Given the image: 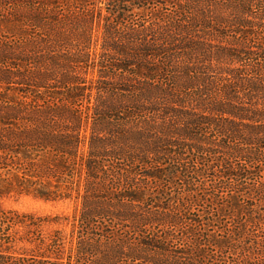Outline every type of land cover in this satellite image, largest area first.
I'll return each mask as SVG.
<instances>
[{"label": "trees", "instance_id": "trees-1", "mask_svg": "<svg viewBox=\"0 0 264 264\" xmlns=\"http://www.w3.org/2000/svg\"><path fill=\"white\" fill-rule=\"evenodd\" d=\"M155 1L147 16L152 0H0V198L74 202L48 234L0 206V264H213L194 216V249L172 250L186 218L172 195L191 189L192 152L230 160L220 193L249 190L232 158L264 164V38L247 42L264 36V0ZM220 196L237 218L235 195ZM236 228L264 257V235Z\"/></svg>", "mask_w": 264, "mask_h": 264}, {"label": "rangeland", "instance_id": "rangeland-1", "mask_svg": "<svg viewBox=\"0 0 264 264\" xmlns=\"http://www.w3.org/2000/svg\"><path fill=\"white\" fill-rule=\"evenodd\" d=\"M158 4V1L152 0V2H149L147 4V8L144 10L143 14L150 16L151 11L156 10V5ZM91 6L98 7L102 5L98 1H91ZM108 6L111 8L110 4L103 5ZM254 6H251L250 8H253ZM141 12L136 11L134 13L135 17L142 16ZM6 15L5 12L2 11L0 8V19L3 18ZM108 21L113 20L114 16L109 15L107 16ZM234 28H237L236 26L232 27L231 30L225 32L223 39H226L230 41V44H233L237 39L240 38V36L233 31ZM263 29L257 28L254 29V31H250L249 36H247V42L251 46H256L260 44L261 41H263ZM5 34L1 32L0 30V45L3 43V40L5 39ZM229 44V45H230ZM234 47V44L231 45ZM254 49V48H252ZM246 60L243 59V63H247ZM10 63H15L13 60H8ZM5 65V63H4ZM2 66V64L0 65ZM90 73H87V76H90ZM93 76V75H92ZM15 79V78H12ZM3 82L0 81V87L4 86ZM53 85H59L58 83H54ZM0 88V92H1ZM217 140V137H215ZM191 157L193 158L191 161L192 163L188 166L190 173H187V176H190V183L189 185H186L188 188H191L188 191H181V199H177L179 196L176 193H173V199L174 202H172V205H176V202H180L182 211L186 212V218L182 220V222L173 228L172 232V238H171V248L172 250H182L187 251L189 248L194 249L193 242H190V239H187L186 236L187 231L186 228L190 226V221L187 220L190 217H195L196 219L200 220L199 224L196 228L201 229V234H203L204 242L210 243L209 246H204L203 248L206 249L208 253L210 252V262L213 264H254V262L261 261L264 262L263 255H259L254 253V245L249 243L247 240L245 243L242 241L241 243H238V238L236 236L235 230L236 227L241 224V226H246V229L249 230L247 233L252 234H260L261 236L264 235V191L261 192L260 189L253 190V185L258 186L260 188V182L264 180V164H252L249 162H242L240 160H236L235 158H232V164L234 166L240 164L246 171H252V175H247L246 177H241V182L249 184V190L239 192H233L232 190L223 191L220 193V189L216 191V188H214V184L218 183V181L221 179L218 177L219 171H221L222 167L220 165L225 164L229 162L230 160H224L223 155L221 153H218L216 155V158H213L211 155H208L206 153L201 152H192ZM198 157L199 160H195L194 158ZM201 157V158H200ZM203 157V158H202ZM227 158V156H226ZM224 160V161H223ZM221 162V163H220ZM256 168H259V172L256 171ZM194 170V171H192ZM205 170H207L209 173H205ZM203 173V174H199ZM212 172V173H210ZM257 172V174H256ZM225 179V178H223ZM169 180V179H168ZM182 180L175 179V182H180ZM112 182L109 181V184ZM186 182H184L185 185ZM112 185H114L112 183ZM155 191V190H154ZM227 196L234 194L236 197V201L239 205V211L237 218L233 214H227L229 210L225 208V211L220 212L219 211V204L221 203V196ZM190 198L195 200V202L191 201ZM184 207H183V205ZM0 206L11 211H16L21 214H27L31 215L34 218H43V220L40 221V225L38 227V233L41 234H48L51 230H53L56 227H61L64 229H68V224H57L55 221H52L49 219L50 217L54 216H70L71 211L74 206V202L72 200H63V201H43L40 199H36L31 197L30 195H18V196H8L4 198H0ZM226 212V213H224ZM219 213V214H218ZM220 216L221 218L214 222L211 221V225L208 226V218H216L217 216ZM62 218H60L61 221ZM193 222V221H192ZM253 222L256 224L253 225ZM203 223V224H202ZM220 223V226H219ZM195 226V223H194ZM219 228L221 231H219ZM243 228V229H244ZM188 230V229H187ZM233 230V231H232ZM159 232V229H158ZM210 236L215 237H222L227 238L228 243L226 246H223L222 248L216 247L212 242H209ZM228 236V237H227ZM251 236V234H250ZM252 237V236H251ZM264 237V236H263ZM253 238V237H252ZM260 240V238H259ZM262 240V239H261ZM241 241V240H240ZM212 243V244H211ZM247 245L248 250H252L251 252L247 251V247L241 248L242 245ZM249 244V245H248ZM202 246V245H200ZM253 248V249H252ZM212 250V251H210ZM221 251V252H219ZM206 252V250H205ZM187 256V255H185ZM264 264V263H263Z\"/></svg>", "mask_w": 264, "mask_h": 264}]
</instances>
